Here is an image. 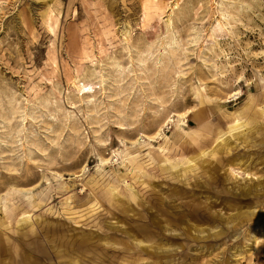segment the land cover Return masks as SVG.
Listing matches in <instances>:
<instances>
[{"label": "rangeland", "instance_id": "1", "mask_svg": "<svg viewBox=\"0 0 264 264\" xmlns=\"http://www.w3.org/2000/svg\"><path fill=\"white\" fill-rule=\"evenodd\" d=\"M0 261L264 264V0H0Z\"/></svg>", "mask_w": 264, "mask_h": 264}, {"label": "crops", "instance_id": "2", "mask_svg": "<svg viewBox=\"0 0 264 264\" xmlns=\"http://www.w3.org/2000/svg\"><path fill=\"white\" fill-rule=\"evenodd\" d=\"M0 264H2V262L0 261Z\"/></svg>", "mask_w": 264, "mask_h": 264}, {"label": "bare ground", "instance_id": "3", "mask_svg": "<svg viewBox=\"0 0 264 264\" xmlns=\"http://www.w3.org/2000/svg\"><path fill=\"white\" fill-rule=\"evenodd\" d=\"M241 123V122H240ZM239 125H241V124H239Z\"/></svg>", "mask_w": 264, "mask_h": 264}]
</instances>
